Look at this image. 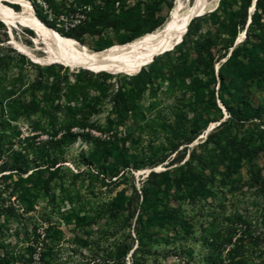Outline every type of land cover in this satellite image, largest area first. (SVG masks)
<instances>
[{
	"label": "rangeland",
	"instance_id": "1",
	"mask_svg": "<svg viewBox=\"0 0 264 264\" xmlns=\"http://www.w3.org/2000/svg\"><path fill=\"white\" fill-rule=\"evenodd\" d=\"M178 1L165 0L159 14L162 24L157 29L169 20ZM197 1L180 0L181 12L194 7ZM2 3L16 12L22 11V7L13 1L2 0ZM39 4L44 6L42 0ZM211 12L213 11L199 17L205 19ZM202 23L200 34L192 40L191 47L187 46L183 51L186 55L184 65L178 64L177 55L172 51L168 55L156 57L155 68L148 65L139 74H113L110 78L100 76L90 79L82 70L93 72L92 70L49 62L43 41L31 29L18 24L9 26L0 20V55H8L14 59L13 68L6 67L7 63H0V100H3V96L10 91L11 81L18 77L21 71L30 80H34L38 75L34 67L19 61L18 56L27 55L18 49L16 46L18 44L39 58L35 61L27 57L34 64L41 67L50 65L56 67L54 75L58 77L61 89L54 100V106L58 105L59 112L68 106H82V102L77 101L80 91L77 89L78 86L89 91L84 104L91 107L84 129H74V132L84 134V137L78 136L74 142L66 144L60 151L50 149L48 151L44 144L49 135L34 132L31 123L27 121L14 123L20 135L11 143L6 137L0 139V192L5 190L10 192L15 188L23 193L29 202L28 205L22 203L18 195H15L11 202L17 206L22 219L10 222L4 228L3 217L0 219V258L10 259L12 254L18 257L20 251L28 246L25 242L23 229L25 227L29 228L30 232L32 228H36L37 240L41 243L40 245L35 243L39 247L33 264H41L39 253L44 250L43 243L52 247L50 253L52 264H99L107 258L109 250L116 242L127 240L125 232H131L132 239H135L133 226L113 236L110 228L112 224L97 216L100 208L111 205L114 200L124 195L130 196L133 188L140 190L146 183L150 171L167 170L168 163L151 169L144 166L143 162L147 163L157 154L165 152L166 149L163 148H166V138L170 135V129L166 126L173 124L175 117L187 116L190 121L196 118L200 126L206 125L205 132L188 146L189 150L206 139L209 129L214 130L229 118L228 112L218 99L220 92L218 83L214 89L217 106L224 116L222 120L216 117L219 116L216 111H213L212 115L204 112L202 101H197L186 79L187 68L195 65L194 43L214 27L210 21ZM77 24H79L77 19L72 21L61 18L57 27L67 31ZM114 32L115 29L112 27L105 30L102 36L88 31L83 44L76 41L89 51L98 52L120 45ZM224 38L232 46L228 52L230 56L232 50L241 46L245 40V33H240L236 38L227 35ZM214 53L215 55L219 53L217 48ZM225 61L221 60L215 64L216 76L220 65ZM60 66L63 69L59 71ZM248 90L256 106L264 102V82H254ZM44 92L42 91L41 95ZM120 93L130 101L128 110L115 108L110 102ZM7 101L4 99L3 103L6 104ZM61 115L60 113L59 116ZM36 120H41L43 125L46 122L43 118L33 119ZM108 126L112 131L103 132ZM58 128L59 125L54 130ZM260 129L252 124L246 125L237 132V140L247 146L252 142L259 144ZM36 135L37 139L29 146L26 145L25 140ZM115 135L118 136L121 148L127 149L126 155L133 157L130 160L129 172L117 182H114L115 179L110 180L111 177L107 174L106 168L109 163H102L94 150L96 146L94 139H108ZM185 147L186 145L182 146L180 150ZM23 148H27L30 168L25 175L19 176L13 168L14 152H20ZM47 151L49 157L46 155ZM206 156L207 161L211 162V170L206 174L212 179L213 198L209 197L206 203L192 204L189 189H183L184 185L179 191L172 182L174 175H170L151 184L156 188V195L148 202L147 207L139 206L138 211L144 216L145 223L150 219L154 220L149 233L157 234L162 239L161 246L157 247L158 262L205 264V259L211 254L209 243L213 233L220 232L225 235L230 229L233 235L232 245L223 252L222 258L227 259L233 248L242 245L244 248L240 256L244 257L248 264H264V245L253 244V241L264 240V152L254 160H248L238 153H230L223 158L220 151L210 149ZM56 158L57 165L50 168ZM180 165L174 166L177 167L175 171L178 178L181 176ZM57 167L60 168V172L51 183L45 184L48 173ZM73 212L94 221L88 227L77 228L75 220L71 217ZM180 216L189 222L185 228L177 224L176 218ZM19 229L20 235L17 236ZM47 234L52 236L51 240L46 237ZM77 238H82L86 244L77 242ZM134 246L135 249L136 242ZM125 264H132L131 254L127 256ZM147 264L152 262L149 261Z\"/></svg>",
	"mask_w": 264,
	"mask_h": 264
},
{
	"label": "trees",
	"instance_id": "2",
	"mask_svg": "<svg viewBox=\"0 0 264 264\" xmlns=\"http://www.w3.org/2000/svg\"><path fill=\"white\" fill-rule=\"evenodd\" d=\"M36 16L48 27L57 31L63 37L77 40L83 44V39L88 31L95 35L102 36L103 32L112 27L115 29V35L119 44L126 45L147 34L155 32L162 24L159 14L162 10L165 0H42L43 5L39 4L40 0H30ZM255 0H220L218 8L208 16L195 18L191 21L183 41L172 51L177 55L178 64L184 65L186 55L184 49L194 38L202 31V22L210 21L214 25L207 34L200 36L194 43L196 53L195 65L187 68L186 79L190 89L198 99L201 100L204 112L212 115L213 111L219 113V120L223 119L221 109L217 106L215 96V85H219L218 99L221 101L229 118L221 122L218 127L212 130L206 139L189 150L188 146L198 139L200 134L205 132V126H200L196 118L190 119L187 116L175 117L173 124H168L166 128L170 129V135L166 138L167 145L163 148V154L149 159L144 166L155 169L160 165H166L167 170L164 172L152 171L147 177L146 183L140 190L133 188L130 196L124 195L114 200L111 205L108 204L100 208L97 216L101 220H106L112 225V235H118L120 231L133 226L135 239L132 234L126 233V239L120 240L114 244L108 252L107 258H104L99 264H125L127 256L131 254L132 264H160L159 252L157 247L161 246L162 239L149 233L151 225L154 223L150 219L145 223L144 216L139 212V206L148 205L152 201L157 191L151 184L162 180L164 177L174 175L172 182L180 191L187 188L192 204L206 203L208 198H213L212 179L207 175L211 170V162L207 161L206 153L211 151H220L223 158L230 153L242 154L248 160L256 159L259 154L264 152V102L256 106L251 99L249 88L252 83L264 82V0H256L255 10L251 14L250 9L253 7ZM79 20V24L70 27L67 31L60 29L57 25L60 19ZM250 19V22H249ZM245 33V40L241 46L234 48L228 56L230 44L224 38L225 35L236 38L240 33ZM215 48L218 54L215 55ZM102 51V50H100ZM167 52L164 55H168ZM19 61L34 67L38 75L34 80L27 79L23 73L11 81V89L3 96V100H8L6 104L0 100V139L8 138L11 143L14 138L20 135L18 128L14 123L27 121L32 125L34 132H42L49 135V139L44 146L49 151H60L68 144L74 142L78 136L84 137V134L74 132V129H84V123L91 112V107L84 104L89 96V91L85 87L78 86L80 90L78 100L82 106H68L64 111L59 112L58 105L54 106V100L57 99L61 89V83L54 74L56 67L54 65L41 67L31 62L26 56H18ZM13 58L8 55H0V63H7L6 67L13 68ZM221 60H226L218 69V75H215L214 66ZM12 63V64H11ZM156 60L149 65L155 68ZM63 69L59 67V71ZM144 69V68H143ZM142 69V70H143ZM142 70L140 72H142ZM82 73L90 79L93 77L103 76L110 78L113 74L99 72L97 74L82 70ZM139 74V73H138ZM54 77V78H53ZM52 78V81H51ZM42 91H45L41 95ZM229 97V98H227ZM113 107L128 110L129 100L121 93L110 100ZM62 114L61 117L59 114ZM34 118L44 119V125L41 120L33 121ZM188 123V127H186ZM255 125L260 129L259 144L254 142L251 145L241 144L238 134L246 125ZM59 125V128L54 130ZM52 128V130H50ZM111 127L105 128L103 132L110 133ZM61 134V135H60ZM187 136H184V135ZM37 135L28 137L25 140L26 145L37 139ZM95 148L98 157L102 163H109L106 168L107 174L114 182L124 178L129 172L130 160L133 157L126 155L127 149L121 148L118 136H111L105 139H94ZM186 145L182 150L180 148ZM27 148L20 152H14V170L19 176L25 175L29 168ZM26 151V152H25ZM46 152L49 157V152ZM167 151V152H166ZM188 154V155H187ZM173 156V157H172ZM57 158L53 162L54 168L57 165ZM180 165L178 173L174 166ZM41 170L40 173H42ZM60 172L57 167L48 173L45 184L51 183L56 175ZM79 175V174H77ZM76 175V176H77ZM171 180V179H170ZM149 184V186H148ZM8 189L10 187H7ZM18 195L22 203L29 204L26 196L19 190L13 188L10 192L5 190L0 192V219L3 217V226L7 227L10 222L22 219V214L12 198ZM28 212V210H26ZM72 219L75 220L77 228H84L91 225L92 221L87 216H79V213L73 212ZM180 227H186L189 222L182 216L176 218ZM1 221V220H0ZM25 232V242L28 243L25 249L20 251L18 257L12 254L10 259L0 258V264H33L38 247L41 243L37 240V229L23 228ZM236 231V230H235ZM20 229L16 235H20ZM46 237L51 240L49 234ZM130 240V241H128ZM233 241L231 230L227 234L214 232L211 242L209 243L211 254L205 259V264H248V261L241 257L243 246L233 248L228 254L227 259L222 255ZM77 242L86 244L82 238H77ZM137 247L134 249V244ZM35 243L39 244L38 246ZM255 246L264 245L262 242L253 241ZM43 251L39 253L41 264H52L50 253L52 247L43 243ZM98 264V263H97Z\"/></svg>",
	"mask_w": 264,
	"mask_h": 264
},
{
	"label": "bare ground",
	"instance_id": "3",
	"mask_svg": "<svg viewBox=\"0 0 264 264\" xmlns=\"http://www.w3.org/2000/svg\"><path fill=\"white\" fill-rule=\"evenodd\" d=\"M10 1L19 4L22 11L16 12L0 0V20L9 26L18 24L35 32L45 45L49 62L61 63L72 68H85L93 72L106 71L126 75L138 74L152 63V59L172 51L185 37L191 21L208 11L216 10L220 3V0H198L194 7L181 12L182 3L179 0L169 20L155 32L126 45L92 52L74 39L63 37L45 25L36 16L29 0ZM16 46L32 60H39L26 47L18 44Z\"/></svg>",
	"mask_w": 264,
	"mask_h": 264
},
{
	"label": "water",
	"instance_id": "4",
	"mask_svg": "<svg viewBox=\"0 0 264 264\" xmlns=\"http://www.w3.org/2000/svg\"><path fill=\"white\" fill-rule=\"evenodd\" d=\"M4 1V0H3ZM255 4H256V0L254 1V3H253V7H252V9H250V13L252 14L253 12H254V10H255ZM219 6V5H218ZM218 8V7H217ZM215 11V10H214ZM249 22H250V19H249ZM183 40H181L179 43H181ZM178 43V44H179ZM28 57V56H27ZM154 60L152 59V61L151 62H153ZM103 72H106V71H103ZM107 73H109V72H107ZM212 131V129H209L208 131H207V135L210 133ZM152 171H150L149 173H151Z\"/></svg>",
	"mask_w": 264,
	"mask_h": 264
}]
</instances>
